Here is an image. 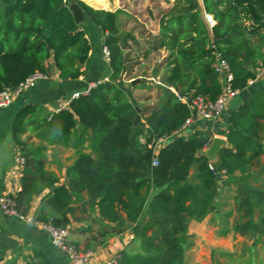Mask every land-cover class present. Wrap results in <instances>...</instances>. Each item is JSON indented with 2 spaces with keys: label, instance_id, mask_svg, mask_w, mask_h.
<instances>
[{
  "label": "trees",
  "instance_id": "obj_1",
  "mask_svg": "<svg viewBox=\"0 0 264 264\" xmlns=\"http://www.w3.org/2000/svg\"><path fill=\"white\" fill-rule=\"evenodd\" d=\"M69 1L0 0V91L17 87L34 72L48 74L50 59L62 80H75L84 73L81 64L88 59L90 43L74 20ZM74 1L84 10L85 20L105 34L112 78L71 100L68 108L54 113L46 125L65 137L76 131L90 142L95 156L79 154L67 169L71 178L68 187L56 184V177L44 169L40 149L31 151L23 146L19 132L27 108H22L11 123L13 138L25 158L21 190L14 195L15 208L25 214L21 208L28 207L32 195L48 187L44 200L52 213L37 219L65 226L70 222L67 213L73 210L72 195L85 190L88 204L98 210V220L134 223L132 231L140 238L141 252L131 258L126 255L119 263L129 259L141 264H184L188 222L216 211L219 185L217 171L200 153L210 141L209 132L173 134L192 110L167 87L214 101L222 90L221 76L213 68L219 54L230 65L232 87L243 89L264 67V0H203L204 11L216 20L212 27L205 23L196 0L178 1L162 14L159 32L145 40L143 47L133 33L121 35V10L95 9ZM128 39L135 42L137 57L128 50ZM160 49L168 54L149 75L145 68L132 74L134 64H145L137 62L139 56L148 58ZM161 68L167 86L156 102L143 104L127 96L129 87L151 86L145 81L125 85L126 79L153 76ZM257 103L260 101L246 100L232 112L226 134L229 146L219 149L213 165L223 171V184L236 188L239 216L234 218L233 230L253 235L264 233V162L259 157L263 145L259 131L264 130V122H257L264 104L260 107ZM137 112L140 120L134 124ZM163 135L171 138L159 149L154 166L150 143ZM192 166L196 172L189 176Z\"/></svg>",
  "mask_w": 264,
  "mask_h": 264
},
{
  "label": "crops",
  "instance_id": "obj_2",
  "mask_svg": "<svg viewBox=\"0 0 264 264\" xmlns=\"http://www.w3.org/2000/svg\"><path fill=\"white\" fill-rule=\"evenodd\" d=\"M81 1L95 9L121 10V35L124 32L133 33L138 43L141 44L137 33L124 27L127 20L125 17L135 16V9L143 11L145 9L144 12L153 15H155L157 10L160 12L161 18L162 14L175 5L176 2L184 0ZM196 2L202 11L205 23L208 25L206 14L211 16L215 23L216 20L212 14L204 11L203 0H196ZM164 9L165 11H163ZM160 18L159 22L152 24L150 28L154 35L159 32ZM145 25L150 27L148 24ZM80 28L84 29L85 36L90 43L88 59L81 66L84 69V73L75 80H62L59 77V71L52 65V59H50L51 68L46 78L39 79L30 88L14 94L10 104L0 108V195L2 193H13L16 195L21 190V177L16 175L14 169V155L17 151L20 152L21 146H18L13 138L11 123L15 114L22 108H27L23 118L25 123L19 132L23 146L31 151L40 149V158L43 160L44 169L56 177V184H64L68 187L71 178L67 175V169L74 163L79 154L87 153L95 156L90 142L87 139L82 140L76 131L65 137L51 132L46 125L47 120L54 113L60 109L68 108L70 96L73 92L84 89L92 81L100 83L112 78L108 58L104 53V47H106L104 32L88 20H85L84 26ZM134 28H137L138 32L142 33L141 26H138V24L134 25ZM129 40L135 45L132 39H128V43ZM133 57H137L136 53ZM140 57L142 56L138 57V63L142 61ZM161 70L155 75L153 73V76H145L153 79L152 81H145L150 84V88L137 87L133 89L129 87L128 92L131 97L136 98L135 93H137L136 95L141 94V89L150 90L156 87L160 88L159 95H162V88L167 85L162 82ZM124 75L125 70L122 73V77ZM133 78L135 77L126 79L125 85L130 84V80ZM167 88L173 92L175 91L172 86ZM136 89L138 91H135ZM137 100L143 104H149L144 102V99ZM246 100L260 101V103H257V106L260 105V107L262 102L264 104V71H258L253 79L248 80L247 85L243 89H238L237 94L228 101L223 112L218 117L205 119L196 116L188 127L185 133L186 136L199 130H207L209 132L210 141L200 152L204 155L214 137L224 139L223 145L217 150L216 159L214 161L208 160L212 165L215 166L214 163L217 161L219 149L223 146H229L226 134L232 112ZM259 114L257 122H264V112L261 110ZM259 132L262 135L260 142L263 144L259 157L264 162V130ZM195 172L196 169L192 166L189 170V176ZM222 172V170H217L216 172L218 175L216 182L219 185V191L215 198L216 211L208 212L200 221L192 219L188 222L186 236L189 243L184 251V264H215L211 255L213 253L218 254V252L222 254L232 253L233 256L236 254L242 255L243 253H235L239 250L230 242L232 235L239 239L248 237L250 239V252L254 250L264 254V233L259 235L251 233L241 234L236 231L234 233L232 227L228 230V228L222 226V224L227 223L228 212L231 213V210H233V217L236 213L234 202L236 188L230 184H223L224 174ZM262 174L264 176V172ZM259 185L261 186V184ZM262 189H264V184ZM49 191L50 188L47 187L41 193L32 195L28 207H22L21 211L32 215L36 219L44 214L50 216L52 212L44 200V196ZM87 200L88 195L85 190L75 192L72 195L71 202L73 210L71 213H67L70 219L68 223L70 226L68 241L75 244L80 250L91 251L85 264H103L110 257H118L120 262V259L126 255L131 258L139 251L141 252L140 238H136L132 231L134 223H130L127 220L120 224L106 220L100 221L97 217V208L92 209ZM125 217L123 213V218ZM233 217H229L231 224L234 221ZM150 233V230L147 231V234ZM0 264H69V261L67 254L52 243L49 234L45 230L34 226L29 221L20 219L16 215L5 214L0 209ZM122 264L141 263L131 262L128 259L127 262L125 261Z\"/></svg>",
  "mask_w": 264,
  "mask_h": 264
},
{
  "label": "built area",
  "instance_id": "obj_3",
  "mask_svg": "<svg viewBox=\"0 0 264 264\" xmlns=\"http://www.w3.org/2000/svg\"><path fill=\"white\" fill-rule=\"evenodd\" d=\"M208 26L212 27L214 25V20L211 16L207 15ZM104 53L108 58L109 52L106 47H104ZM214 70L221 76L222 90L214 101L205 100L202 96L196 95L191 96L187 94H179L176 90L174 91L178 98L182 101H186L191 106L192 114L189 115L181 125V127L175 131V135H186L188 127L193 122L194 117L200 116L205 119H211L218 117L226 107L228 101L232 99L238 92L237 89L232 87L233 73L231 71L229 63L219 54L216 55V59L213 63ZM259 72L264 71V67L258 69ZM223 73V75H222ZM48 74L42 72H34L30 74L24 81H22L17 87H5L0 91V108L6 107L10 104L14 94L19 93L33 86L39 79L46 78ZM97 82L92 81L88 85L79 91H75L70 96V101L89 93L91 88L96 86ZM171 135L158 136L152 139L150 146L153 150L152 165H157V153L159 149L169 142ZM25 164L24 156L17 151L14 155V169L18 177L23 174V168ZM209 167L212 170L214 166L210 163ZM217 171V170H216ZM0 209L8 215H16L20 219L31 222L34 226L45 230L52 243L64 251L68 256L69 264H85L91 251L90 250H80L76 248L71 242L68 241L70 226H54L49 223H44L34 218L29 214H21L15 208L14 194L13 193H2L0 195ZM103 264H120L118 257H110L104 261Z\"/></svg>",
  "mask_w": 264,
  "mask_h": 264
},
{
  "label": "rangeland",
  "instance_id": "obj_4",
  "mask_svg": "<svg viewBox=\"0 0 264 264\" xmlns=\"http://www.w3.org/2000/svg\"><path fill=\"white\" fill-rule=\"evenodd\" d=\"M160 10V7H159ZM134 11H136V15L135 16H126L125 18L126 20V24H125V28L132 30V32H136L138 37L140 38L141 41V47H143L145 45V40H150V38H152V36H154V33L151 32L150 28L152 26V24H156L159 22V18H160V12H158L156 10L155 15L150 14L148 12H144L143 10H137L135 9ZM165 11V9L163 10ZM138 12V13H137ZM139 19V20H138ZM138 24V26H141L142 29V33L138 32L137 28H134V25ZM145 24L150 25V27H146ZM131 47L128 49L132 56L135 55V45H133L134 43L129 40L128 43ZM168 54V51L165 49H160L154 53H151L148 58H143L140 57V60L145 61L144 66H140V65H135L133 67V72L132 74H136V73H140L141 70L143 68L146 69L147 74H150V70L157 64V63H161L163 62V60L166 58ZM162 69V68H161ZM159 86V85H158ZM160 88L156 87L154 89H141L140 91L142 92L139 95H136L137 93H135V96L137 99H144V102H147L149 104H153L154 102H156V98L160 93ZM135 91H138V89H136ZM126 94H128L127 96L130 97V94L128 92H126ZM132 98V97H131ZM258 183V182H257ZM234 202H235V197H234ZM235 212V211H234ZM228 218H227V223L222 224L223 227L231 228L232 224L229 222L230 220V216L233 217V210H231V213L228 212ZM237 213V210H236ZM234 214V218H236L237 216H239V214ZM255 218L257 217V214H255L254 216ZM235 233V231H233ZM249 241L250 239L248 237H244L239 239L238 237H236L235 235L231 236V240L230 242L233 244V246L239 250L236 251L235 253H243L242 255L240 254H236L235 256L231 254H222V253H213L211 255L212 259L214 260L215 264H264V254L259 252V251H252L250 252L249 250Z\"/></svg>",
  "mask_w": 264,
  "mask_h": 264
},
{
  "label": "water",
  "instance_id": "obj_5",
  "mask_svg": "<svg viewBox=\"0 0 264 264\" xmlns=\"http://www.w3.org/2000/svg\"><path fill=\"white\" fill-rule=\"evenodd\" d=\"M69 9L71 10V13L73 15L74 20L76 23L80 26H84V21H85V13L84 10L74 1L70 0L68 3ZM83 65V64H81ZM223 75V73H222ZM152 78H147L145 76H138L130 80V84H135L139 83L140 81H152ZM140 120V114L137 112L135 116L133 117V123L136 124ZM90 131V129H88ZM224 139L214 137L209 144L208 148L205 151V156L207 157L208 160L214 161L217 156V150L218 148L223 145Z\"/></svg>",
  "mask_w": 264,
  "mask_h": 264
}]
</instances>
